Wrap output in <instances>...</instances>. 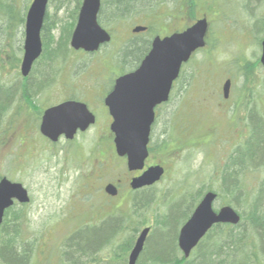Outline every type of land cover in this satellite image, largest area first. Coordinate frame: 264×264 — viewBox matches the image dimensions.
<instances>
[{"label": "rangeland", "instance_id": "rangeland-1", "mask_svg": "<svg viewBox=\"0 0 264 264\" xmlns=\"http://www.w3.org/2000/svg\"><path fill=\"white\" fill-rule=\"evenodd\" d=\"M22 1L25 7L27 0ZM147 1L148 5L152 0ZM79 2L80 0H51L49 17L59 22L58 29L52 32L56 41L60 40L64 23H70ZM110 2L111 0H103V4L107 3L105 11L108 14L112 12L108 11ZM203 2L204 4H200L201 8L196 9V17L197 19L206 17L211 26L208 49L197 53L190 64L184 67V71L191 74V78H187L188 81L190 79L187 88L192 91L193 99L190 98L193 100V107H187V111L181 113L183 117L179 118L177 129H172V132L169 129L170 137L167 139L169 142L173 141L172 148L169 149L170 146H167L163 151L162 146V149H156L148 161V165L158 162L166 167L167 174L157 186L145 190L147 194L143 193L144 191L136 193L131 191L129 183L136 174L128 172L125 160H122L123 163L114 150L113 153L108 152L109 144L102 141L107 130L104 121L99 122V125L93 127L88 134L79 136L71 145L62 142L57 146H50L39 134L35 116L32 119L36 122L31 121V127L26 118L20 122L15 121V116L4 120L0 130V179L7 178L14 183L22 184L30 193L32 201L28 209L24 208L25 221L22 226H18L24 231L25 242L32 245L34 254L30 264H63L61 255L67 253L66 245L71 244L69 239L72 235L79 230L81 234L104 233L103 223L109 217L129 214L134 198L142 199L147 196L149 199L151 196L154 199L151 211L153 214L147 215L146 218L149 227L157 228V222L168 215L170 210L182 206V203H185V206H182L184 208L181 211H189L192 201L199 197L200 193L204 192L205 195L206 190L212 187L222 172L227 170L229 160L236 149L237 137L239 139L242 134L241 132L239 134V129L242 128L237 114L239 110L232 114L230 103H227V108L218 104L221 99L219 90L223 88L227 79H234L236 96L245 94L242 97V124H248L245 119L250 113L255 118L259 116L258 111L264 116L263 65L260 63L254 69V85L247 82L245 74L241 73V68L246 63L244 61L253 65L261 60L264 0H203ZM32 3L33 0L30 6ZM167 3V6H156L154 9L158 14L156 18L149 16L144 3L123 12L124 18L117 24L111 23L108 16L103 14L101 20L103 27L112 31L114 35L112 44L99 55L103 58L89 59L83 58L82 55L76 56L71 52L70 46L67 49L68 59L52 66L42 80L53 79L50 80L52 82H48L51 84L49 86L61 89L67 84L63 80V74L75 72L77 75L68 85L99 87V80L95 78L98 77L103 84H107L106 88L110 87L113 77L122 73L119 63L122 60L120 56L124 41L133 38L132 30L135 27L155 26L163 15L170 14L167 11L174 10L175 5L172 0ZM30 6L25 10L27 13ZM186 14L187 10L182 12L184 18L178 13L167 15L162 23L170 21L167 22L168 26L156 28L151 34H143L141 39L153 40L158 34L165 36L186 28L195 22L190 13L187 17ZM18 43L13 46L12 52L23 58L24 51L20 52ZM20 66L21 63L17 73L11 70L9 71L11 76H8L11 77L12 82L9 81L11 85L18 90L24 84ZM82 72H89L92 76L81 78L79 74ZM39 79L40 75L37 76L35 73L27 83L33 86L40 83ZM181 98L182 96L179 102ZM224 110L226 112H223ZM231 116L235 117L234 121L238 119V130L233 128ZM214 128L217 135L208 134ZM163 130L165 129L160 127L158 133ZM161 138V134H158L155 143H161ZM255 172L254 170L251 176L245 179L247 184L251 185L249 189L256 188L257 184L264 180V170L260 173ZM119 181L123 182L120 196L109 197L105 193V187ZM223 203V200L218 201L216 209L224 207ZM237 211L241 212L238 209ZM174 218L178 219L176 228L179 233L183 218L181 214ZM106 254V251H99L94 255L105 257ZM64 261L66 264L74 261L76 264H89L87 258L74 255H68Z\"/></svg>", "mask_w": 264, "mask_h": 264}, {"label": "trees", "instance_id": "trees-1", "mask_svg": "<svg viewBox=\"0 0 264 264\" xmlns=\"http://www.w3.org/2000/svg\"><path fill=\"white\" fill-rule=\"evenodd\" d=\"M31 1L27 0L24 7V1L21 2V0H0V130L4 120L13 116H15V121L19 122L26 118L29 120V127H31L35 108L32 102L28 100L31 97L30 90L52 87L49 86L50 83L48 82H52L53 79L46 80L44 78L43 81L42 77L48 73L52 66L68 59L67 49L70 47L71 37L78 21L83 0H80L76 12L72 14L70 23H64L65 27L59 41H56L52 35V32L58 29L59 22L51 19L47 14L42 31L43 54L32 72V75L35 73L37 76L40 75V83L33 85V87L27 83V79H24V84L18 90L14 85H11L9 82L11 77L8 76H11L9 74L11 70L17 73L22 62V58L14 55L12 51L17 42H19L20 52L24 51V27L27 18V11L25 10L28 9ZM169 1L152 0L147 5V0H111L108 3V11L112 10V12L108 14L105 11L107 9V3H105L100 14V23L103 14H106L111 23L117 24L124 18L123 12L134 9L138 5L141 6L143 3L149 16L156 18L158 17L157 12H154L156 6L162 7ZM172 2L175 7L174 10L167 11L170 12L167 14L168 16L175 13L182 15V12L187 10L186 17L190 13L195 22L198 20L196 9L201 6L200 4H204L203 0H172ZM152 4L155 5L149 7ZM167 15H163L161 21H157L155 26L150 27L151 33L155 32L156 28L161 29L163 26L169 25L167 22L170 21L162 23L164 17H168ZM181 17L184 18L185 16L182 15ZM19 34L21 38H19ZM149 46L150 44H145L139 47L135 44L130 54L131 59L137 60L144 57L148 53ZM71 52L73 53V51ZM143 54L145 55L143 56ZM244 62L246 63L242 66L241 73L245 74L247 82L254 85V69L261 62L258 61L253 65L247 61ZM43 64L44 66H41ZM39 68L40 70L36 72ZM258 114V118H254L257 140L254 143L243 141L240 157L234 152L229 160L230 164L227 170L222 172L220 178L206 190L217 193L218 201L223 200V205L241 210L239 212L242 217L241 224L215 227L193 252L192 256L186 259L178 245L179 233L176 228L178 219L174 217L181 214L183 223L180 225L183 226L204 197V192L200 193L199 197L192 201L189 211H181L184 208L182 206H185V203H182V206L170 210L168 215L163 218L160 216L162 219L157 222V228L153 229L138 264H264V180H261L253 189H249L251 185L247 184L245 180L251 176L254 170L255 173L264 170V116L259 111ZM120 160L122 161V159ZM153 203L154 199L151 196L149 199L147 196L142 199L134 198L129 214L109 218L111 222H107L104 233L81 234L79 230L69 239L71 244L66 245L67 253L61 255L63 264H66L64 260L67 259L68 255L87 258L89 264H128V257L138 234L143 228L148 227L149 221L146 218L147 215L153 214L151 212ZM27 207L25 205L16 206L6 212L4 222L0 225V264H30L32 262L31 257L34 254L32 245L30 242H25L24 231L18 227L22 226L25 221L24 208ZM143 219L145 221H142ZM99 251H106L107 256L94 255ZM147 261L149 263H146ZM71 264L76 263L74 261Z\"/></svg>", "mask_w": 264, "mask_h": 264}, {"label": "water", "instance_id": "water-1", "mask_svg": "<svg viewBox=\"0 0 264 264\" xmlns=\"http://www.w3.org/2000/svg\"><path fill=\"white\" fill-rule=\"evenodd\" d=\"M50 0H34L27 14L25 25L24 57L21 73L24 78L31 74L35 63L43 54L42 31ZM101 0H85L79 21L72 37L71 46L76 51L85 50L94 53L111 41V36L98 23ZM209 24L207 19L198 20L182 33L165 39L156 38L152 50L138 70L119 78L113 93L107 98L106 105L114 119L111 130L115 135L116 153L127 159L129 172H143L149 158L151 128L155 119V108L166 102L174 82L179 78L184 64L193 54L205 48ZM139 27L135 33L145 32ZM261 62L264 65V42ZM231 82L228 81L224 92L228 96ZM96 124V117L86 105L67 102L48 109L43 117L41 133L57 142L59 137L67 135L73 139L81 130L87 131ZM165 174L161 166L150 167L140 177L134 178L131 188L134 191L152 187L160 182ZM108 195L116 197L118 189L113 184L105 188ZM218 195L210 192L205 195L200 205L179 236V247L185 258L199 246L206 235L217 225L238 226L241 216L230 206L218 212L214 206ZM29 204L31 199L26 188L13 183L7 178L0 181V224L6 211L15 202ZM151 229H144L129 256L128 264H137L144 252Z\"/></svg>", "mask_w": 264, "mask_h": 264}, {"label": "flooded vegetation", "instance_id": "flooded-vegetation-1", "mask_svg": "<svg viewBox=\"0 0 264 264\" xmlns=\"http://www.w3.org/2000/svg\"><path fill=\"white\" fill-rule=\"evenodd\" d=\"M187 26H186V28H187ZM106 30L111 34V36L114 39V35H113L112 31H110L108 29H106ZM179 31L182 32L183 29L182 30H176V31L172 32L171 34L180 33ZM210 31H211V26L209 24V29H208L207 36H206V48H205V50L208 49V45H209L208 37H209ZM143 34L144 35L151 34L150 27L147 28L146 32L140 33V34H135L132 30L133 38L124 41V43H123L124 48L121 52L122 57L120 56V59H122V60L119 63L122 67V69H121L122 73L113 77L112 84H110V87L108 86L106 88L107 84H103V82L100 80V78L98 79V77H95V78L97 80H99V83H98L99 87H94V88H92V87H79V86L76 87L75 85H72V84L68 85V84L72 83L73 78L77 75V73H75V72H71V73L68 72V73L63 74L64 75L63 80L67 83L65 85V88H61V89L40 88V89H31L30 90L31 91V97L28 100L32 102L33 107L35 108L34 113H35L36 121H37L38 127H39V134L41 135L42 139L47 142V144H49L50 146H57V145L61 144L62 142H65L66 144L71 145L75 142V140H77V138L79 136L88 134L93 127L99 125V122L104 121L105 127H107V130L105 131L106 133L103 137L104 140H102V141L109 144L107 150H108V152L111 151V153H113V150L115 149L114 148L115 135L111 131V126L114 122V119L111 116L109 108L106 105V100L113 93L115 86H116V82L120 77L130 75L139 69V67L141 66L144 59L147 57V55L152 50V45H153L154 39L156 37L160 36V34H158V35H156V37H154L153 40L152 39L143 40V39H141V36ZM150 36H152V35H150ZM166 36H168V35L160 36V37L164 38ZM112 42H113V40H112ZM135 44L139 47H142L145 44H150V46L148 47V53L146 55L143 54V56L144 55L145 56L141 57L140 59H137V60L131 59V56H130V54L132 53V48ZM107 47H108V45L101 46L100 50L97 51L96 53H87L84 50H80V51H74V54L76 56L82 55L83 58L100 59V58H103V57L99 56L100 53H102L104 51V49H106ZM105 57H108V56H105ZM184 67L186 68V65L183 66L180 77L174 82L173 87L170 91L168 100L166 102L158 105L154 110L155 119H154V122H153L152 128H151V137H150V144H149V152H150L149 160L152 158V155H153V153H155L156 149H158V148L162 149L163 148V151H164L167 149V146H170L169 149L172 148L171 144L173 141L169 142V139H167L170 137L169 129H171V132H172V129H174V130L177 129L176 127L178 125L179 118L183 117L181 113L183 111H187L186 110L187 107H193L192 91L190 92V89L187 88V86L190 82V79L188 81L187 78L188 77L191 78V74L188 72H185ZM86 73L87 72H82L79 75L81 78L83 76H90V77L92 76V75H90L89 72L87 74ZM185 80H187V81L185 82ZM227 81L231 82L230 93L227 96L225 94L223 88L221 90H219V96L221 99H220V102L218 104L221 107L227 108V103H230V106L232 109V111H231L232 114H234V112L236 113L239 110L237 112V114L239 116V119L241 120V127H242L241 129H239V134H240V132L242 134L239 137V139L237 137V140L235 142V143H237L235 145V147H236L235 155H239V154H241V151H242L240 149H241V143L243 141H250V142L254 143L257 140L256 125H254V121H255L254 118L255 117L253 114L250 115L251 114L250 113L247 116V118L245 119V122L248 121V124H245V125L242 124L243 123V116H241V108L243 105L242 97L245 94H243V95L240 94V95L236 96L235 87H234V79L230 78V79H227ZM100 92H102V93H100ZM181 96H182V98L180 99V102H179V98ZM67 102H76V103H81V104L86 105L88 110L91 113H93L94 116L96 117V124L91 126L85 132H82L81 130H79L73 139H69L67 137V135L64 134V135L59 137L57 142H53L51 139L43 136L41 133V130H40L41 124L43 122L44 113L46 110H48L50 108L60 106V105L67 103ZM184 108H185V110H184ZM223 112H226V111L224 110ZM232 118H233V121H232L233 122V128H236V130H238V127H237V126H239L238 119L236 118V121H234L235 117H232ZM160 127H163L165 130L160 131L158 133V129ZM157 133L161 134V136H162L161 141H160L161 143H155V141H154L155 137H157V135H158ZM208 134L214 135V136L217 135L216 128L210 130L208 132ZM174 143H175V141H174ZM239 157H240V155H239ZM148 161L146 163L145 171L152 166H161L165 169V172H166L165 175L167 174L166 167L159 164L158 162H155V164H153V165H148ZM141 175H142V173H137L135 177L141 176ZM132 179H133V177L131 178V180ZM122 184H123L122 181H119L118 183L115 184L118 188V197L120 196ZM129 185H130V183H129ZM149 189H151V188L144 189L142 191H144L143 193L147 194L145 190H149ZM142 191H139V192H142ZM109 218L107 219V221L105 223H103L104 224V225H102L103 227L107 226L106 224H107ZM149 228H151V233L149 234L148 240H149V238L153 232L154 227L150 226ZM148 240L146 242V245L148 243ZM146 245H145V248H146Z\"/></svg>", "mask_w": 264, "mask_h": 264}, {"label": "bare ground", "instance_id": "bare-ground-1", "mask_svg": "<svg viewBox=\"0 0 264 264\" xmlns=\"http://www.w3.org/2000/svg\"><path fill=\"white\" fill-rule=\"evenodd\" d=\"M5 216H6V214H5ZM4 219H5V217H4ZM4 222V221H3ZM1 225V224H0Z\"/></svg>", "mask_w": 264, "mask_h": 264}]
</instances>
